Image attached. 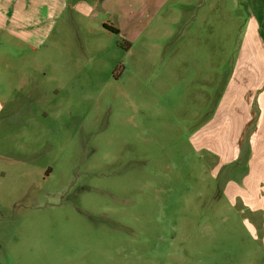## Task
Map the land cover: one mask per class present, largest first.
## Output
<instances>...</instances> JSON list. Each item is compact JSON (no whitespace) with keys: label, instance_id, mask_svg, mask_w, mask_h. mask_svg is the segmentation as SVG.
<instances>
[{"label":"rangeland","instance_id":"374dc122","mask_svg":"<svg viewBox=\"0 0 264 264\" xmlns=\"http://www.w3.org/2000/svg\"><path fill=\"white\" fill-rule=\"evenodd\" d=\"M253 16L264 0H171L138 40L70 50L76 79L28 65L0 117V264H264V209L229 200L197 134L260 58Z\"/></svg>","mask_w":264,"mask_h":264},{"label":"crops","instance_id":"0c3cea01","mask_svg":"<svg viewBox=\"0 0 264 264\" xmlns=\"http://www.w3.org/2000/svg\"><path fill=\"white\" fill-rule=\"evenodd\" d=\"M170 1L0 0V117L26 84L28 65L55 80L76 79L70 50L79 48L86 57L102 55L107 49L103 37L138 40L150 17ZM251 27L248 49L261 51L260 58L245 55L238 61L239 82L227 88L197 134L200 149L214 154L216 172L227 178L224 193L229 200L264 209V40L257 35L254 16Z\"/></svg>","mask_w":264,"mask_h":264},{"label":"trees","instance_id":"16d2710c","mask_svg":"<svg viewBox=\"0 0 264 264\" xmlns=\"http://www.w3.org/2000/svg\"><path fill=\"white\" fill-rule=\"evenodd\" d=\"M262 17V16H261ZM263 19L264 18H260L259 17V24H260V26H261V23H263ZM104 27H105V29H107L108 31H110V32H112L113 34H116V35H119L120 34V31L118 30V29H116V28H113V27H111V26H109V25H104ZM125 44H128L127 42H124ZM129 45V44H128Z\"/></svg>","mask_w":264,"mask_h":264}]
</instances>
